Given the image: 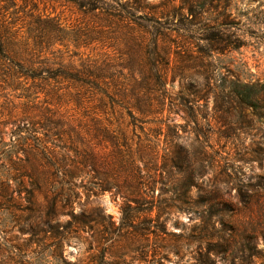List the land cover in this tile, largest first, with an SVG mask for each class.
<instances>
[{"label":"rangeland","instance_id":"rangeland-1","mask_svg":"<svg viewBox=\"0 0 264 264\" xmlns=\"http://www.w3.org/2000/svg\"><path fill=\"white\" fill-rule=\"evenodd\" d=\"M183 1L0 0L38 73L78 79L0 73V264H264V102L206 86L264 83V0Z\"/></svg>","mask_w":264,"mask_h":264},{"label":"trees","instance_id":"trees-1","mask_svg":"<svg viewBox=\"0 0 264 264\" xmlns=\"http://www.w3.org/2000/svg\"><path fill=\"white\" fill-rule=\"evenodd\" d=\"M184 6L187 10V20L194 19L195 21L199 20L198 11L200 6L195 4L194 0H185L183 1ZM198 14V15H197ZM108 15V14H107ZM213 23L217 27H222L224 23H219L214 20ZM155 38V37H154ZM208 41L209 47L211 50L216 52H223L227 48V39L225 35H211L206 39ZM29 54L28 43L25 40H20L16 32H13L11 28L3 23L0 24V73L8 75L12 79H24L25 81L31 80H44L46 81L49 78H54L57 76H62L63 78H71L73 80H78L71 73H61L56 75L55 73H38V69L33 67V62L27 59L25 56ZM155 70L158 69L155 67ZM43 74V75H42ZM115 74L117 77H123L121 73H86V78L95 79L90 84L97 86L100 85V81L104 82L106 79L114 83ZM165 73H128V87L133 91H136L137 88H140L139 85L144 86V88L154 87L162 88L164 87ZM44 75H47L46 78H43ZM73 76V77H70ZM139 76V78H137ZM213 77H208L206 86L208 89H225L226 86L229 88V92L232 94V101L236 100V103L239 104V107L250 108L254 106V102H264V96L259 97V91L264 89V83L253 82V83H243L239 79L234 81L227 82L224 76L218 77L217 83ZM140 82H138L139 80ZM88 81L85 84H89ZM118 83V82H117ZM140 83V84H139ZM118 85V84H116ZM143 88V87H141ZM127 89V88H123ZM124 90V91H125ZM200 91L195 94L194 99L200 98ZM229 96H231L229 94ZM222 100V99H221ZM29 201H33L32 192H27ZM32 203V202H31ZM32 209H30V212ZM158 230L165 234V225H160Z\"/></svg>","mask_w":264,"mask_h":264}]
</instances>
